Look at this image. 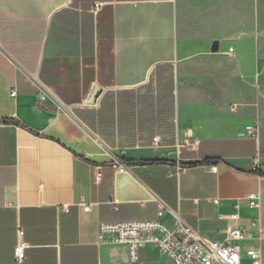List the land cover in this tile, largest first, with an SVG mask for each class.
<instances>
[{
	"label": "crops",
	"instance_id": "0c3cea01",
	"mask_svg": "<svg viewBox=\"0 0 264 264\" xmlns=\"http://www.w3.org/2000/svg\"><path fill=\"white\" fill-rule=\"evenodd\" d=\"M251 45L185 25L178 0H0V264H17L18 242L26 264H173L98 239L102 222L162 209L209 240L247 227L244 263L253 247L264 264Z\"/></svg>",
	"mask_w": 264,
	"mask_h": 264
},
{
	"label": "built area",
	"instance_id": "2783aa9c",
	"mask_svg": "<svg viewBox=\"0 0 264 264\" xmlns=\"http://www.w3.org/2000/svg\"><path fill=\"white\" fill-rule=\"evenodd\" d=\"M258 126L247 127V132L257 134ZM157 140V137L155 138ZM114 165L121 169H127L128 163L114 159ZM217 166H212L216 171ZM182 165L179 170H183ZM101 174L96 173V181L101 180ZM250 205L261 207L260 197L253 193L249 195ZM81 204L86 210H90L91 204L82 201ZM68 206H64V210ZM164 210H160L159 218L156 220H128L102 222L98 231V239L106 243H122L128 246L129 256L132 262L139 261V251L147 245L157 247L168 256L173 264H245L242 253L241 242L248 239L250 230L247 227H229L226 238L223 241L209 240L204 238L192 224L183 220L178 212H175V226L168 227L161 218ZM253 226L257 227L258 237H264V228L260 226L259 218L254 219ZM252 264H261V252L257 248L248 247L245 249ZM15 259L17 264H26L25 245L18 242L15 248Z\"/></svg>",
	"mask_w": 264,
	"mask_h": 264
},
{
	"label": "rangeland",
	"instance_id": "374dc122",
	"mask_svg": "<svg viewBox=\"0 0 264 264\" xmlns=\"http://www.w3.org/2000/svg\"><path fill=\"white\" fill-rule=\"evenodd\" d=\"M183 23H197L215 38L251 41L255 119L264 139V0H178ZM238 60L243 59L239 58ZM256 66H260L257 74Z\"/></svg>",
	"mask_w": 264,
	"mask_h": 264
},
{
	"label": "water",
	"instance_id": "95a60500",
	"mask_svg": "<svg viewBox=\"0 0 264 264\" xmlns=\"http://www.w3.org/2000/svg\"><path fill=\"white\" fill-rule=\"evenodd\" d=\"M218 43L219 42L215 41V43H214V45L212 47V49H213L214 52L218 51ZM101 92H102V90L99 87H96L94 89L93 94L89 98V101H87V105H93V104H95L97 102V99L96 98L101 94ZM142 163H143V161L142 162L141 161H134L133 162V164H135V165H139V164H142Z\"/></svg>",
	"mask_w": 264,
	"mask_h": 264
},
{
	"label": "trees",
	"instance_id": "16d2710c",
	"mask_svg": "<svg viewBox=\"0 0 264 264\" xmlns=\"http://www.w3.org/2000/svg\"><path fill=\"white\" fill-rule=\"evenodd\" d=\"M122 161H123V160H122ZM124 162H125V163H126V162L128 163V161H126V159H124ZM190 165H196V163H191ZM190 165H187V166H186V165H185V166L182 165V166L185 168V167H189Z\"/></svg>",
	"mask_w": 264,
	"mask_h": 264
}]
</instances>
